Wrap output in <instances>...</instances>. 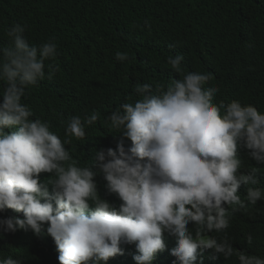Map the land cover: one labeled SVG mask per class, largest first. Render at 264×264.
Instances as JSON below:
<instances>
[{"label":"clouds","instance_id":"clouds-1","mask_svg":"<svg viewBox=\"0 0 264 264\" xmlns=\"http://www.w3.org/2000/svg\"><path fill=\"white\" fill-rule=\"evenodd\" d=\"M25 31L19 23L7 27L8 45L0 48V213H23L0 218V237L19 230L51 236L60 264H107L123 255L122 245L135 244L136 264H153L166 249L168 233L177 238L174 264H197L207 249L225 260L236 257L238 264H264V257L234 248L226 231L229 210L246 207L241 185L259 183L260 168L244 171L240 150L264 165V112L239 100L214 103L220 89L206 87L211 74L185 73L184 56H169L167 64L181 78L166 89L137 83L139 99L107 117L120 137L116 148L94 149L90 165L80 166L66 148L71 141L52 132L49 122L33 119L22 102L59 70L46 64L58 54L55 37L30 45ZM115 60L131 57L117 51ZM97 120V113L69 117L66 137L83 141L86 126ZM42 173L50 174L44 183ZM98 189L117 199V206ZM246 200H264V189L248 187ZM246 242L252 245L251 234ZM0 264L24 261L8 256Z\"/></svg>","mask_w":264,"mask_h":264},{"label":"trees","instance_id":"trees-1","mask_svg":"<svg viewBox=\"0 0 264 264\" xmlns=\"http://www.w3.org/2000/svg\"><path fill=\"white\" fill-rule=\"evenodd\" d=\"M14 23L26 26L24 35L30 45L56 39L58 54L46 64L59 70L52 79L40 81L22 102L32 108L33 119L49 122L52 132L71 141L66 148L80 166L90 165L94 149L116 148L120 137L113 135L118 133L110 130L107 117L123 103L139 99L134 91L137 83L166 89L181 78L167 64L169 56H184L185 73L211 74L206 87L220 89L214 103L239 100L264 112V0H0V48L8 45L5 30ZM117 51L129 53L131 60L116 61ZM92 113L98 114V120L86 126L83 141L66 137L69 117L83 119ZM130 143L126 140V146ZM240 156L244 171L260 168L259 183L241 185L238 194L246 207L234 213L229 210L227 236L234 248L264 257V200L255 205L246 200L248 187L264 189V165L248 158L246 149L240 150ZM49 175L42 173L41 182ZM98 192L117 206V199ZM9 215L23 218V213L11 209L0 213V218ZM249 234L251 246L246 242ZM212 235L222 238L224 233ZM164 241L166 249L157 253L153 264L176 262L171 249L177 238L165 233ZM121 247L123 255L110 258L107 264H136L135 244ZM58 255L48 235L19 230L0 237V259L19 256L24 264H60ZM197 264L238 261L236 257L225 260L207 249Z\"/></svg>","mask_w":264,"mask_h":264}]
</instances>
